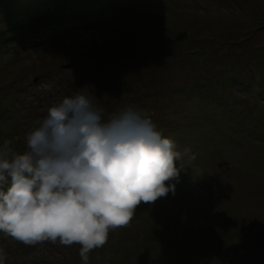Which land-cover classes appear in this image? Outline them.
Segmentation results:
<instances>
[{
    "label": "rangeland",
    "instance_id": "obj_1",
    "mask_svg": "<svg viewBox=\"0 0 264 264\" xmlns=\"http://www.w3.org/2000/svg\"><path fill=\"white\" fill-rule=\"evenodd\" d=\"M78 93L104 121L150 117L181 170L87 264H264V0H0V145L28 151ZM80 248L0 231L4 264H84Z\"/></svg>",
    "mask_w": 264,
    "mask_h": 264
},
{
    "label": "clouds",
    "instance_id": "obj_2",
    "mask_svg": "<svg viewBox=\"0 0 264 264\" xmlns=\"http://www.w3.org/2000/svg\"><path fill=\"white\" fill-rule=\"evenodd\" d=\"M84 94L65 96L27 135L0 145V231L23 242L78 243L84 264L110 229L175 191L179 153L150 117L127 107L107 121ZM0 250V264H4Z\"/></svg>",
    "mask_w": 264,
    "mask_h": 264
},
{
    "label": "water",
    "instance_id": "obj_3",
    "mask_svg": "<svg viewBox=\"0 0 264 264\" xmlns=\"http://www.w3.org/2000/svg\"><path fill=\"white\" fill-rule=\"evenodd\" d=\"M188 180V176L187 175H183L182 178L180 179V182H186Z\"/></svg>",
    "mask_w": 264,
    "mask_h": 264
},
{
    "label": "trees",
    "instance_id": "obj_4",
    "mask_svg": "<svg viewBox=\"0 0 264 264\" xmlns=\"http://www.w3.org/2000/svg\"><path fill=\"white\" fill-rule=\"evenodd\" d=\"M142 1H147V0H142Z\"/></svg>",
    "mask_w": 264,
    "mask_h": 264
}]
</instances>
